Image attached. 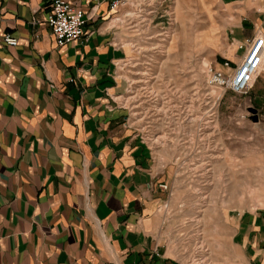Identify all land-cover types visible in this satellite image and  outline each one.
<instances>
[{"label": "crops", "instance_id": "obj_1", "mask_svg": "<svg viewBox=\"0 0 264 264\" xmlns=\"http://www.w3.org/2000/svg\"><path fill=\"white\" fill-rule=\"evenodd\" d=\"M51 1L0 0V264H182L167 242L169 162L123 104L125 13L140 0H65L87 20L61 47ZM218 1L232 18L221 59L235 66L264 40V0ZM248 92L264 116V68ZM227 224L240 261L264 264V210L231 209Z\"/></svg>", "mask_w": 264, "mask_h": 264}, {"label": "rangeland", "instance_id": "obj_2", "mask_svg": "<svg viewBox=\"0 0 264 264\" xmlns=\"http://www.w3.org/2000/svg\"><path fill=\"white\" fill-rule=\"evenodd\" d=\"M138 5L125 13L132 39L123 104L169 162L168 245L182 264H243L231 247L227 212L264 210V116L249 92L206 85V66L225 60L230 6Z\"/></svg>", "mask_w": 264, "mask_h": 264}, {"label": "built area", "instance_id": "obj_3", "mask_svg": "<svg viewBox=\"0 0 264 264\" xmlns=\"http://www.w3.org/2000/svg\"><path fill=\"white\" fill-rule=\"evenodd\" d=\"M122 1H115L111 9L116 8ZM86 14L65 0H52L49 3V12L45 23L50 28L53 39L58 47L69 44L84 37ZM259 39V40H258ZM258 40L256 46L255 42ZM3 44L10 47L17 45V39L11 35H5ZM264 40L255 38L248 42L244 49L240 63L232 66L229 60H224L220 69L211 65L206 66V85L208 88L229 89L237 94H245L254 83L258 71L264 68ZM167 189L166 185L160 186Z\"/></svg>", "mask_w": 264, "mask_h": 264}, {"label": "water", "instance_id": "obj_4", "mask_svg": "<svg viewBox=\"0 0 264 264\" xmlns=\"http://www.w3.org/2000/svg\"><path fill=\"white\" fill-rule=\"evenodd\" d=\"M252 113H256V111L255 110H252Z\"/></svg>", "mask_w": 264, "mask_h": 264}]
</instances>
